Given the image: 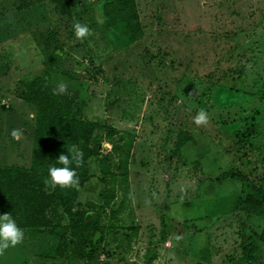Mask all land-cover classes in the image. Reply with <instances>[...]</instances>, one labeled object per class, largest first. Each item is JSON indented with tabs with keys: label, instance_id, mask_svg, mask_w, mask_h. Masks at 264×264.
<instances>
[{
	"label": "rangeland",
	"instance_id": "1",
	"mask_svg": "<svg viewBox=\"0 0 264 264\" xmlns=\"http://www.w3.org/2000/svg\"><path fill=\"white\" fill-rule=\"evenodd\" d=\"M63 4L0 0V167L29 163L34 111L15 93L63 78L81 119L115 131L97 132L87 170L100 182L77 188L71 210L101 232L78 258L57 210L53 234L23 229L0 264H145L152 249L151 264H264V0ZM74 21L91 35L78 40ZM230 172L244 180L218 181Z\"/></svg>",
	"mask_w": 264,
	"mask_h": 264
},
{
	"label": "trees",
	"instance_id": "2",
	"mask_svg": "<svg viewBox=\"0 0 264 264\" xmlns=\"http://www.w3.org/2000/svg\"><path fill=\"white\" fill-rule=\"evenodd\" d=\"M47 1L59 14H65L63 0ZM54 88L47 74H44L25 83L23 89L15 93L20 101L32 107L34 111L29 163L26 168L0 167V215L10 213L21 229L45 230L47 234H53L60 226L57 213L59 210L68 224L57 236L60 240L61 235L69 229V235L74 236L77 241L74 242L77 248L74 254L82 258V254H93V246H96L95 241L101 231L93 220L85 221L83 212L71 211L76 189L87 182H100V179L88 174L87 162L99 156L97 132L103 131L104 136L110 138L115 131L96 122L82 120L80 114L83 105L78 101L77 93L67 91L64 95H53ZM181 143L178 141L177 146ZM73 144L82 150L84 159L83 166L75 169L79 176L78 187L61 189L46 186L44 181L47 179L49 167L61 166L56 162L59 154H66ZM105 161V158H101L98 162L101 176L109 173ZM217 179L244 180L240 174L231 172L219 175ZM258 191L255 192V197L261 196ZM255 197L244 198V203L250 209L259 204ZM55 253L59 254V251ZM153 260L152 249L148 251L145 264H151Z\"/></svg>",
	"mask_w": 264,
	"mask_h": 264
},
{
	"label": "clouds",
	"instance_id": "3",
	"mask_svg": "<svg viewBox=\"0 0 264 264\" xmlns=\"http://www.w3.org/2000/svg\"><path fill=\"white\" fill-rule=\"evenodd\" d=\"M73 31L78 40L91 35L88 25L79 21H74ZM60 53H57L59 55ZM68 83L61 78L53 89V95H64L67 93ZM209 114L206 110L200 109L193 117V123L196 126H204L209 122ZM23 133L19 129H13L11 136L19 139ZM58 165L50 166L48 176L44 183L51 188L60 187L61 189L76 188L79 185V176L75 169L80 168L84 164L83 152L75 144L69 147L65 153L59 154L57 160ZM74 166V167H73ZM179 239V237H177ZM24 240V230L21 229L10 213L0 215V256H3L6 250L14 248L22 244Z\"/></svg>",
	"mask_w": 264,
	"mask_h": 264
},
{
	"label": "built area",
	"instance_id": "4",
	"mask_svg": "<svg viewBox=\"0 0 264 264\" xmlns=\"http://www.w3.org/2000/svg\"><path fill=\"white\" fill-rule=\"evenodd\" d=\"M164 245H165V247H168V243L167 242H165Z\"/></svg>",
	"mask_w": 264,
	"mask_h": 264
}]
</instances>
